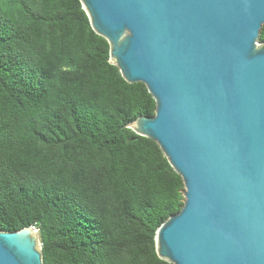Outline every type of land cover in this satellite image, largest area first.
<instances>
[{
    "label": "trees",
    "instance_id": "16d2710c",
    "mask_svg": "<svg viewBox=\"0 0 264 264\" xmlns=\"http://www.w3.org/2000/svg\"><path fill=\"white\" fill-rule=\"evenodd\" d=\"M154 112L79 0H0V231L36 228L43 264H172L154 236L183 182L128 126Z\"/></svg>",
    "mask_w": 264,
    "mask_h": 264
},
{
    "label": "water",
    "instance_id": "95a60500",
    "mask_svg": "<svg viewBox=\"0 0 264 264\" xmlns=\"http://www.w3.org/2000/svg\"><path fill=\"white\" fill-rule=\"evenodd\" d=\"M110 62L145 85L183 203L157 228L172 264H264V0H79ZM0 264H43L38 230L0 231Z\"/></svg>",
    "mask_w": 264,
    "mask_h": 264
}]
</instances>
